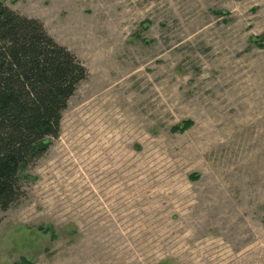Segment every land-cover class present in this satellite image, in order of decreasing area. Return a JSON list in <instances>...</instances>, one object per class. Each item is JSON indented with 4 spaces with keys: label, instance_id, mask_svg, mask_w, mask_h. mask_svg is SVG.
Returning a JSON list of instances; mask_svg holds the SVG:
<instances>
[{
    "label": "rangeland",
    "instance_id": "374dc122",
    "mask_svg": "<svg viewBox=\"0 0 264 264\" xmlns=\"http://www.w3.org/2000/svg\"><path fill=\"white\" fill-rule=\"evenodd\" d=\"M3 1L88 75L0 264H264V0Z\"/></svg>",
    "mask_w": 264,
    "mask_h": 264
},
{
    "label": "trees",
    "instance_id": "16d2710c",
    "mask_svg": "<svg viewBox=\"0 0 264 264\" xmlns=\"http://www.w3.org/2000/svg\"><path fill=\"white\" fill-rule=\"evenodd\" d=\"M86 67L42 23L0 0V215L22 195L20 174L60 132Z\"/></svg>",
    "mask_w": 264,
    "mask_h": 264
}]
</instances>
